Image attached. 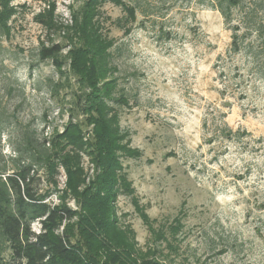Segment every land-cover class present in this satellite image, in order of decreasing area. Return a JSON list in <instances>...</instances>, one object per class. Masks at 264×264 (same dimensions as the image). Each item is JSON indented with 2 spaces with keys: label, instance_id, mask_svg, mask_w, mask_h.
<instances>
[{
  "label": "rangeland",
  "instance_id": "1",
  "mask_svg": "<svg viewBox=\"0 0 264 264\" xmlns=\"http://www.w3.org/2000/svg\"><path fill=\"white\" fill-rule=\"evenodd\" d=\"M123 1L135 7V20L109 0L94 18L114 41V94L127 99L110 102L127 145L120 157L127 185L114 201L118 227L163 264H264V0ZM82 2L11 1L10 37L0 36L1 170L16 156L20 130L48 137L72 113L83 141L90 137L69 61L60 74L38 55L62 40L49 18L69 24L70 6ZM88 150L72 149L84 173L79 190L96 173ZM38 170L34 186L45 201L58 204L66 191L65 202L80 210L60 164L52 175ZM31 228L39 232L40 223Z\"/></svg>",
  "mask_w": 264,
  "mask_h": 264
},
{
  "label": "trees",
  "instance_id": "2",
  "mask_svg": "<svg viewBox=\"0 0 264 264\" xmlns=\"http://www.w3.org/2000/svg\"><path fill=\"white\" fill-rule=\"evenodd\" d=\"M11 1L0 0V36L5 38L10 37L9 20L15 14ZM101 1L104 0H83L76 9L70 6L69 24H54L52 18L46 22L59 35L62 33V43L42 45L39 60L50 59L60 74L69 61V73L76 77L80 90L75 103L81 108L84 123L92 125V129L84 142L81 126L72 121L70 113L68 124L60 133L54 129L47 137L41 132L40 139L27 130L15 135L12 143L16 156L9 158V167L4 165L0 169V264H163L140 253L133 239L118 227L115 217L118 189L127 185L120 162L127 145L118 125V112L110 102L127 104V99L114 94L116 68L109 64V50L114 41L100 32L94 20ZM109 1L120 5L135 20L134 6L123 0ZM226 1L229 5L238 3V0ZM222 2L219 0L220 5ZM40 21L45 22L41 18ZM260 33L264 48V27ZM238 38L233 34V52L240 49ZM64 47L68 50L62 54ZM83 147L89 149L96 173L79 190L85 182L84 173L79 156L72 149ZM59 164L80 210L65 202L66 191L59 197L60 203L52 205L34 186L40 178L39 168L52 175ZM75 218L76 224H70ZM143 220L150 226L145 215ZM35 221L40 223L39 232L31 228Z\"/></svg>",
  "mask_w": 264,
  "mask_h": 264
}]
</instances>
